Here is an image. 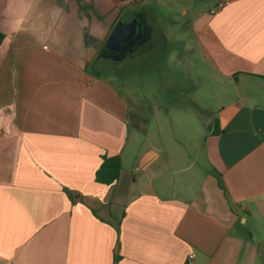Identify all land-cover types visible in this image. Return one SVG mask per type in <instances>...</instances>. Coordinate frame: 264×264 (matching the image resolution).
I'll return each mask as SVG.
<instances>
[{
  "label": "crops",
  "instance_id": "obj_1",
  "mask_svg": "<svg viewBox=\"0 0 264 264\" xmlns=\"http://www.w3.org/2000/svg\"><path fill=\"white\" fill-rule=\"evenodd\" d=\"M183 1L0 0V264H264V0ZM138 15L153 37L120 60L193 40L228 81L199 143L161 107L150 135L143 105L93 70ZM102 156L121 161L111 185Z\"/></svg>",
  "mask_w": 264,
  "mask_h": 264
},
{
  "label": "rangeland",
  "instance_id": "obj_2",
  "mask_svg": "<svg viewBox=\"0 0 264 264\" xmlns=\"http://www.w3.org/2000/svg\"><path fill=\"white\" fill-rule=\"evenodd\" d=\"M216 1L199 0L192 9L207 11ZM183 2L190 3L188 0ZM162 5L167 6L165 2ZM166 9L159 7L158 15L166 17ZM173 10L179 11V8L174 7ZM172 16L182 21L177 15ZM185 28L183 24L177 30L184 31ZM93 70L113 81L122 95L143 105L142 113L150 124V135L156 129L155 108L161 107L160 113H179L184 125L191 122L194 143L201 142L199 131L213 120L217 107L226 102L230 93L228 81L195 49L193 40L192 51L184 53L179 40L161 43L152 39L123 61L101 56ZM174 105L181 109L173 111ZM185 113L193 115H190L192 119L189 115L184 116Z\"/></svg>",
  "mask_w": 264,
  "mask_h": 264
},
{
  "label": "flooded vegetation",
  "instance_id": "obj_3",
  "mask_svg": "<svg viewBox=\"0 0 264 264\" xmlns=\"http://www.w3.org/2000/svg\"><path fill=\"white\" fill-rule=\"evenodd\" d=\"M135 19H136L135 35L132 38L126 40L124 43H122L118 48L119 49L118 52L115 51L116 48H114L113 50L102 51L101 53L102 57L111 60H119L124 55L136 49L141 43L145 42L147 38L153 37L152 36L153 29L152 27H150L147 19L144 17H140V15H138V18L136 17Z\"/></svg>",
  "mask_w": 264,
  "mask_h": 264
},
{
  "label": "trees",
  "instance_id": "obj_4",
  "mask_svg": "<svg viewBox=\"0 0 264 264\" xmlns=\"http://www.w3.org/2000/svg\"><path fill=\"white\" fill-rule=\"evenodd\" d=\"M3 40V35L0 33V44ZM217 122L214 124V129L216 127ZM102 161L95 173V182L103 184V185H111L113 184L120 175L121 171V161L118 156L107 157L102 156ZM118 257H116V261Z\"/></svg>",
  "mask_w": 264,
  "mask_h": 264
},
{
  "label": "water",
  "instance_id": "obj_5",
  "mask_svg": "<svg viewBox=\"0 0 264 264\" xmlns=\"http://www.w3.org/2000/svg\"><path fill=\"white\" fill-rule=\"evenodd\" d=\"M136 32V19H132L129 23H125L124 21L120 20L116 26L111 31L110 35L108 36L103 50H113L118 52L119 46L124 43L126 40L132 38Z\"/></svg>",
  "mask_w": 264,
  "mask_h": 264
},
{
  "label": "built area",
  "instance_id": "obj_6",
  "mask_svg": "<svg viewBox=\"0 0 264 264\" xmlns=\"http://www.w3.org/2000/svg\"><path fill=\"white\" fill-rule=\"evenodd\" d=\"M225 4H227V1H224L222 3H219V5L217 6V8H219V7H221V6L225 5ZM217 8L213 9L211 11V13H214V11H216ZM242 209H244V207H242ZM192 258H193V255H189L188 262H190L192 260Z\"/></svg>",
  "mask_w": 264,
  "mask_h": 264
}]
</instances>
